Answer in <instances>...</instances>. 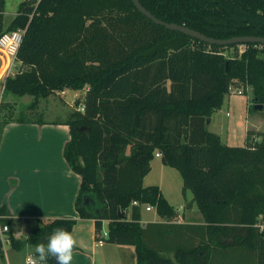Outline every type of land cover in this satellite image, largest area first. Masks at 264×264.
Wrapping results in <instances>:
<instances>
[{
  "label": "trees",
  "instance_id": "1",
  "mask_svg": "<svg viewBox=\"0 0 264 264\" xmlns=\"http://www.w3.org/2000/svg\"><path fill=\"white\" fill-rule=\"evenodd\" d=\"M140 2L157 18L211 38H264V0ZM18 28L26 29L20 67L4 95L33 97L27 111L39 114L40 99L85 92L65 120L71 140L64 156L82 179L76 210L96 221V235L108 221L106 243L134 246L137 264H264V132L249 131L244 146H229L207 125L231 87L248 82L250 103L264 106V45H243L240 54V45L195 40L142 57L180 33L154 23L132 0H41L35 9L22 6L8 28L0 18V34ZM13 120L31 122L0 106V136ZM158 153L181 174L201 223H179L161 188L144 186ZM144 204L164 221L143 227ZM8 213L0 207V215ZM75 223L53 220L28 241L46 242Z\"/></svg>",
  "mask_w": 264,
  "mask_h": 264
},
{
  "label": "crops",
  "instance_id": "2",
  "mask_svg": "<svg viewBox=\"0 0 264 264\" xmlns=\"http://www.w3.org/2000/svg\"><path fill=\"white\" fill-rule=\"evenodd\" d=\"M67 91L59 94L66 95ZM6 102L12 103L8 112L13 115L17 111L16 98L9 95ZM235 104L236 102H230L229 107L233 105L237 110ZM242 104L249 111L248 99L245 98ZM228 113L230 115V112H227V115ZM41 120L31 119L29 123L9 121L1 132L0 207L7 206L9 212L7 221L11 234L14 237L16 234H21L22 237L15 238V242L19 243L18 247H15L13 243L5 247L0 244V264H21L22 251L27 252L32 247L34 248L28 253L29 256L38 257V253L35 252L37 244L34 245L28 241L30 233L53 220L67 218L76 220L70 232L76 240L72 264H137L134 246L110 243L96 246V221L80 218L76 210L81 176L72 171L64 156L65 146L71 140L70 126L65 124V120ZM262 123V120L252 123L247 119L244 124L238 126L237 115H234L225 128L211 117L208 129L210 130L214 124L217 126L216 129L210 131L218 134L224 144L244 146L249 131L264 132ZM221 128L224 129L221 131ZM238 137L244 145L233 144ZM161 190L165 196L162 188ZM165 198L173 206L166 196ZM180 202L182 205L179 210L173 206L178 213L179 219L176 218V220L179 223L195 224L203 221L193 219L202 215L197 204L193 202L190 191L183 195ZM152 211L153 209L147 212ZM162 221L164 219L158 214L146 216L142 211L143 227L148 223ZM28 254L26 253L27 256ZM169 254L173 256V253Z\"/></svg>",
  "mask_w": 264,
  "mask_h": 264
},
{
  "label": "rangeland",
  "instance_id": "3",
  "mask_svg": "<svg viewBox=\"0 0 264 264\" xmlns=\"http://www.w3.org/2000/svg\"><path fill=\"white\" fill-rule=\"evenodd\" d=\"M23 2V0H7L6 5V18L4 21L5 27H8L12 20L14 19V14L18 11L19 5ZM20 65L17 64V70L19 69ZM84 91H74L71 89H68L66 95L56 94L52 95L47 99H40L38 102V112L39 114L35 113H28L27 106L33 101V97L31 96H24V97H14L16 98L17 102L15 103L17 105L16 112L13 113V118L18 117H26L30 119H40L43 118L45 121H53V120H66L68 115L74 111L76 106L77 98L79 97L80 100L84 99ZM9 96L4 95L1 101V109L8 110L11 106L10 102H6V99ZM248 99L250 102L253 99V93L249 96H242V95H233V96H226L225 102L219 110H217L213 114L214 121L216 120V123L220 124L221 127H225L227 124L232 121L234 115H237V121L238 126L241 124H244L245 121L248 119V121L255 123L256 121L262 120V125L264 126V109L263 110H256L254 109V104L251 102L250 107L251 110L247 111V109L242 104V101L244 102V99ZM230 102H236L235 106L237 110L233 107V105L229 104ZM69 103V105H68ZM232 104V103H231ZM9 106V107H8ZM238 106V107H237ZM12 111V110H11ZM227 112H230V115H227ZM249 112V113H248ZM246 115H248L246 117ZM236 117V116H235ZM217 126L214 124L211 126V131L216 129ZM226 128V127H225ZM224 128H221L222 131ZM237 139L233 144L234 145H244V143ZM152 170L150 174L145 178L144 186H150V185H158L163 189V192L165 196L169 199L170 203L175 207L176 210H179V207L181 204V198L182 195V187H183V179L181 174L174 168L168 167L163 165L161 158L155 157L153 162L151 163ZM191 192V191H190ZM192 193V192H191ZM193 195V194H192ZM184 204V202H183ZM148 205H143V213L144 215H155L157 214L156 208H152L153 211L151 213H148L146 210V207ZM183 215V213H182ZM177 219H179L177 217ZM196 221L203 220V217L199 216L196 218H193ZM105 231H109V224L106 221L105 226H103ZM35 245V244H34ZM38 245V244H37ZM33 246V245H32ZM34 248V247H32ZM32 248L30 250L22 251L21 254V264H27L26 258L29 256V252H32ZM28 254V256L26 255ZM167 256H171L170 254H167Z\"/></svg>",
  "mask_w": 264,
  "mask_h": 264
},
{
  "label": "built area",
  "instance_id": "4",
  "mask_svg": "<svg viewBox=\"0 0 264 264\" xmlns=\"http://www.w3.org/2000/svg\"><path fill=\"white\" fill-rule=\"evenodd\" d=\"M40 2L41 0H23V2L19 5L18 11L14 14V18L19 15L22 6L30 5L35 9L39 6ZM6 5L7 0H0V18L3 16V23L6 18ZM33 17L34 13L30 15V20H32ZM25 33V28H18L13 30H5L2 34H0V105L4 95L7 77L14 76L18 71L17 64H19V62L17 60V56L24 41ZM240 46V54H242L244 51V46ZM250 94H252V87L248 84V82H246L240 87H231L228 95L249 96ZM82 110H84V108H82ZM157 156L161 157V154L158 153ZM134 204H137V202H134ZM152 208L154 207L148 205L146 210L150 211ZM7 217L8 216L0 215V244L3 247H5L7 244H12L13 239H19L22 237L21 234H16L15 237L13 234H11V228L9 224H4L2 222V220L7 219ZM108 232L109 231H105L104 228H102L101 232L96 235V246H103L106 243V239L108 238L109 234ZM29 257H31V259H29ZM26 263L45 264L44 261H40L38 257L32 255L27 257ZM46 264L52 263L47 260Z\"/></svg>",
  "mask_w": 264,
  "mask_h": 264
},
{
  "label": "water",
  "instance_id": "5",
  "mask_svg": "<svg viewBox=\"0 0 264 264\" xmlns=\"http://www.w3.org/2000/svg\"><path fill=\"white\" fill-rule=\"evenodd\" d=\"M136 8L147 18L152 20L154 23L164 26L171 31L180 33V35L175 36L174 38L166 41L159 42L154 48L149 51L143 52L140 55L142 57H150L158 52H163L167 50H179L186 45L192 44L195 40L209 44V45H218V46H231V45H246V44H260L264 45V38L255 37V36H246V37H235L227 40H218L215 38L208 37L207 35L198 32L196 30L190 29L185 25L171 24L165 22L156 16H154L150 11H148L140 2V0H132ZM263 105H256V110H262ZM210 119L207 120V125L209 124ZM124 215H121L123 218ZM54 258V263L57 264V261Z\"/></svg>",
  "mask_w": 264,
  "mask_h": 264
},
{
  "label": "clouds",
  "instance_id": "6",
  "mask_svg": "<svg viewBox=\"0 0 264 264\" xmlns=\"http://www.w3.org/2000/svg\"><path fill=\"white\" fill-rule=\"evenodd\" d=\"M75 243L72 233L58 228L47 237L46 242H40L36 246L35 252L38 253V259L45 264L48 257H55L57 264H72Z\"/></svg>",
  "mask_w": 264,
  "mask_h": 264
}]
</instances>
